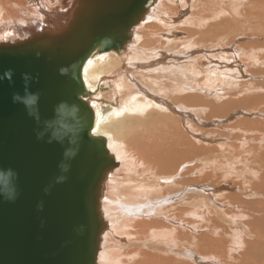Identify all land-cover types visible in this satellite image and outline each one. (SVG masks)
Instances as JSON below:
<instances>
[{
  "label": "bare ground",
  "instance_id": "obj_1",
  "mask_svg": "<svg viewBox=\"0 0 264 264\" xmlns=\"http://www.w3.org/2000/svg\"><path fill=\"white\" fill-rule=\"evenodd\" d=\"M154 1L132 27L123 49L95 52L82 68L86 100L94 112L92 133L105 138L115 161L100 188L103 230L95 264H264V82L253 81L249 87L245 86L250 81L241 83L238 92L246 95L237 99L209 98L205 91L195 93L186 85L204 79L209 88L218 87L212 81L221 79V64L227 60L235 64L232 57L249 53L250 48L256 51L252 56L264 60V42L242 38L247 30L264 32V0ZM77 3L0 0V43L23 39L50 25L60 29L72 20ZM186 11V18L179 20ZM184 108L196 113L207 108L208 119L240 110L260 115L259 121L248 117L237 121L236 128L250 133L245 136L203 129ZM234 135L245 137L246 149L235 143L241 138ZM249 137L257 138V143L248 144ZM220 138L225 142L214 141ZM200 158L212 159L209 164L214 167L237 163L234 158L250 163L228 166L249 179L258 198L227 194L232 205L244 209L206 208L204 220L210 226L200 227H206L205 232L170 227L166 217L159 216L161 209L165 216L178 217L185 212L201 214L187 207L211 204L208 195L198 192L213 191L205 183L209 173L200 178H179L176 173ZM197 166H189V171Z\"/></svg>",
  "mask_w": 264,
  "mask_h": 264
},
{
  "label": "water",
  "instance_id": "obj_2",
  "mask_svg": "<svg viewBox=\"0 0 264 264\" xmlns=\"http://www.w3.org/2000/svg\"><path fill=\"white\" fill-rule=\"evenodd\" d=\"M154 2L78 0L60 29L0 43V173L16 192L0 196V264H95L100 188L115 161L105 138L92 133L82 68L95 52L123 49ZM9 69L11 82L2 78ZM23 73L40 94L38 119L12 99L24 94ZM70 147L75 154L66 157Z\"/></svg>",
  "mask_w": 264,
  "mask_h": 264
},
{
  "label": "rangeland",
  "instance_id": "obj_3",
  "mask_svg": "<svg viewBox=\"0 0 264 264\" xmlns=\"http://www.w3.org/2000/svg\"><path fill=\"white\" fill-rule=\"evenodd\" d=\"M6 1V0H4ZM197 2V1H196ZM227 2H232L231 0H227ZM53 5L56 6L58 5V2H53ZM9 6V5H8ZM12 12V11H11ZM188 11H186L182 17L187 16ZM181 18L179 20H183L185 19ZM178 32V36L182 35V32H180L181 30L179 29H175ZM251 31V30H250ZM259 31V32H258ZM180 32V33H179ZM256 32V33H255ZM252 34V35H247V34ZM261 36H259L258 34ZM252 36V37H251ZM256 36V37H253ZM172 38H174V35L172 36ZM242 38H245V40H247L248 43L250 42H264V32L260 31V30H253L251 32H249L248 30L244 32V35ZM256 38V39H255ZM258 38V39H257ZM261 38V39H260ZM255 39V40H254ZM234 47L238 48L239 46H237V44H234ZM243 47V46H242ZM241 48V47H239ZM242 49V48H241ZM243 51V49H242ZM256 51H253L252 48L249 49V53L244 52V53H238L235 56L232 57V59L235 60V64H233L230 60L225 61L226 63H222L221 64V72H223L220 76L221 79H216L213 80V84L215 85L217 84L218 87L216 88H209L207 86V83H205L204 79L202 81H199L198 83H194L195 85H191L190 83H186L187 87H189L190 91H194L195 93H200L202 91H205L206 93H208V97H223L224 99H227V97H231L232 99H237L238 97L244 96L246 95V93H242L239 94L241 91V83H247L245 87H249L250 83H252L253 81H262L264 82V60L257 58V56H252L251 54ZM254 54V53H253ZM239 60H241V62H239ZM232 69V70H231ZM231 70V71H229ZM256 92H260V90L256 91ZM238 94V95H237ZM185 110L189 111L192 115L196 116L198 118V120L200 121L201 125L203 126V129H207V130H220V131H225L228 133H237L239 135H245L248 136L250 135V133L246 134L245 131L240 130L238 128L235 127V125L237 123L240 122V120L243 117H248L251 119H256L258 118V116L260 115L259 112L256 111H252V110H240V113H231L228 117H225L224 115H222L221 117H215V118H211L208 119L209 117L207 116V113L209 111V109L205 108L203 112L201 113H196L194 110L195 109H186ZM251 109V108H250ZM258 111H260V109H257ZM262 112V111H260ZM239 121V122H237ZM256 121H259V119H256ZM202 128V127H200ZM262 128V127H260ZM244 132V133H242ZM211 133H208L207 137H214V135H209ZM234 135L235 137H239L241 138V140H234L236 144L242 145L243 148H245L246 145V141H245V137H240V136ZM252 140L247 141L248 144H256L257 143V138L253 137H249ZM226 138H220L214 141H220L221 143H224ZM256 142H255V141ZM209 142H211V140H208ZM224 141V142H223ZM231 141V140H230ZM252 142V143H251ZM212 143V142H211ZM225 145L219 146V150H222V148ZM246 149V148H245ZM241 151V149H240ZM242 157L249 159L248 155H245V153H241L240 154ZM247 156V157H246ZM242 159V158H241ZM235 161H237V163H225L224 165H217L214 167V165L209 164V161H213L210 158H200V159H195L193 161H191V164H184V167H181L179 170L176 171V173L178 174L179 178H184L187 176H190L192 178L194 177H202L204 173H209L210 177L207 178L206 180V184H210L212 185L213 191L208 192V191H198L200 193V195H208L210 197L209 201L211 202V204H208L207 206L204 205H196V207H187V208H191L195 211L200 212L201 214L196 215L195 213H189V212H185L183 214V216H165V211H162V209L160 210V217H166V220H164L165 222H167L170 227H178L180 229H186V230H190L192 232L198 233V232H205L206 231V227L200 228L201 226H210V223L208 221H205L204 218H207L208 213L206 212V208H210V209H214L213 206H215L216 208L220 209H229V210H235V207L237 205H232L231 202L225 198V196L229 193H236L239 196H241L243 199L246 200H251V199H256L258 198V196L256 195V193L258 192V190H253V186L252 184L249 182V179L245 178L243 173H239V171L231 168L232 165L234 167H241L243 165H246L248 162L244 161L241 164V160H236V158H234ZM245 160V159H243ZM240 163H239V162ZM231 163V167H229L228 165ZM241 164V166H240ZM250 164V163H248ZM194 165H198L197 167L194 168L193 171H189V166H194ZM214 171H216V174L214 173ZM245 172L247 173V171L245 170ZM218 187V188H215ZM255 191V192H254ZM158 194H161L159 190H157ZM264 197V196H263ZM264 201V199H263ZM179 206H182V204H179ZM182 207H186V206H182ZM241 205H238L236 208H238L239 210H243L244 207H242ZM163 214H162V212ZM203 211H205L204 215H202ZM172 213V212H171ZM186 219H190L192 221V223H186L183 222V220ZM246 220V218L241 219V221ZM220 229H218L219 231ZM191 249V248H190ZM184 254V253H183ZM260 261H263V256L259 257ZM219 264H221V262H219Z\"/></svg>",
  "mask_w": 264,
  "mask_h": 264
},
{
  "label": "clouds",
  "instance_id": "obj_4",
  "mask_svg": "<svg viewBox=\"0 0 264 264\" xmlns=\"http://www.w3.org/2000/svg\"><path fill=\"white\" fill-rule=\"evenodd\" d=\"M61 72L63 73L64 70L61 69ZM12 76H13V71L9 69L4 73V76L2 78H7L9 82L12 81ZM22 79L24 82V94L21 95L20 93H13V102L14 103H21L25 106V108L28 110V114L31 116H34L35 118H39V113H38V101H39V96L40 94L38 92L33 93L29 91V82L33 79L28 73H23L22 74ZM65 105L62 103L60 105V109H64ZM66 120H68V124L63 125L65 130L70 133L72 131L71 127L69 126L71 123V117L66 116ZM70 143L72 141L70 140ZM75 154V151L73 148H68L65 150L64 155L66 157L73 156ZM61 167L67 171V165L62 164ZM11 171H9L8 176H11ZM4 174L0 173V196H3L5 199L12 200L15 199L16 192L15 189L12 188L9 184V182L5 179H3Z\"/></svg>",
  "mask_w": 264,
  "mask_h": 264
}]
</instances>
